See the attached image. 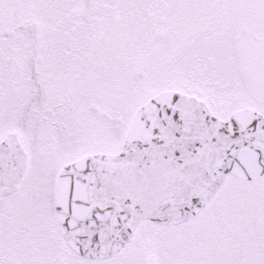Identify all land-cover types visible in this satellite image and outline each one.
I'll list each match as a JSON object with an SVG mask.
<instances>
[{
    "label": "snow or ice",
    "instance_id": "1",
    "mask_svg": "<svg viewBox=\"0 0 264 264\" xmlns=\"http://www.w3.org/2000/svg\"><path fill=\"white\" fill-rule=\"evenodd\" d=\"M0 264H264V0H0Z\"/></svg>",
    "mask_w": 264,
    "mask_h": 264
}]
</instances>
